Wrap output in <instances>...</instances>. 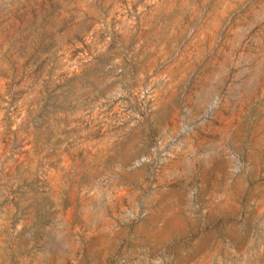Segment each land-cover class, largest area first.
Here are the masks:
<instances>
[{
  "label": "rangeland",
  "instance_id": "obj_1",
  "mask_svg": "<svg viewBox=\"0 0 264 264\" xmlns=\"http://www.w3.org/2000/svg\"><path fill=\"white\" fill-rule=\"evenodd\" d=\"M0 264H264V0H0Z\"/></svg>",
  "mask_w": 264,
  "mask_h": 264
},
{
  "label": "water",
  "instance_id": "obj_2",
  "mask_svg": "<svg viewBox=\"0 0 264 264\" xmlns=\"http://www.w3.org/2000/svg\"><path fill=\"white\" fill-rule=\"evenodd\" d=\"M57 57L59 58V66L60 67H65L67 68L66 66H69V62L68 61H62V54H58Z\"/></svg>",
  "mask_w": 264,
  "mask_h": 264
}]
</instances>
